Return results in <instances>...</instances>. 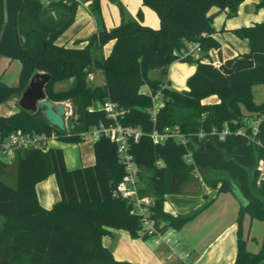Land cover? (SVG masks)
I'll list each match as a JSON object with an SVG mask.
<instances>
[{"label":"trees","instance_id":"trees-1","mask_svg":"<svg viewBox=\"0 0 264 264\" xmlns=\"http://www.w3.org/2000/svg\"><path fill=\"white\" fill-rule=\"evenodd\" d=\"M98 10V0H86ZM246 0H144L160 18L159 29L138 19L104 29L87 40L85 48H68L58 40L74 23L80 2L77 0H0V57L20 61L22 69L17 86L0 77V106L21 98L37 74L51 76L46 86L47 99L55 104L69 103L71 127L60 131L44 115L19 111L0 116V154L6 139L14 132L31 135L55 134L60 141L81 143L80 135L101 125L115 122L99 104L111 102L125 111L118 122L143 133L131 141V153L140 168V196H152V217L157 233L148 235L132 205L116 194L126 170L118 146L102 136L94 143L95 163L70 170L61 148L28 149L15 153L16 187L1 179L11 165L0 159V264H135L117 261L104 239L112 230L127 232L144 241L170 229L180 231L212 203L186 215L165 211L167 196L184 194V185L199 172L214 171L223 177L205 179L217 195L233 193L244 202L238 224V253L235 264H264V241L260 250L250 252L244 237V220L264 222V184L257 185L258 165L264 150L250 146L246 138L231 136L226 141L193 137L188 149L195 165L185 161L187 148L175 139L155 144L151 135L177 129L185 135L209 132L225 123L242 121L241 105L252 114L264 113V104L254 102L252 88L264 85V23L236 29L233 33L248 40L250 52L217 66L210 52L221 44L214 39L216 29L211 15L214 8L237 16ZM258 9L264 8L260 0ZM188 43H199L203 55L182 62L196 64L188 79V90L169 88V70L178 62L174 55ZM112 44L105 55L103 49ZM102 72L106 84L93 86L89 75ZM157 72L158 77H151ZM70 83L68 88L57 86ZM147 86L151 92L144 93ZM161 94L164 106L152 114L153 96ZM217 97L216 103L205 101ZM249 116V115H248ZM264 138V125L262 127ZM55 176L61 200L51 209L41 206L38 184ZM166 264H188L185 261Z\"/></svg>","mask_w":264,"mask_h":264},{"label":"crops","instance_id":"crops-1","mask_svg":"<svg viewBox=\"0 0 264 264\" xmlns=\"http://www.w3.org/2000/svg\"><path fill=\"white\" fill-rule=\"evenodd\" d=\"M48 1L46 0L45 3L47 4ZM259 2L260 0H246L240 6L237 16L233 18H228L226 13H219L216 8L212 10L211 15L218 16L214 20L216 34L213 37L221 44L219 50H212L209 54L210 60L214 64L221 66L228 60L250 52L249 41L238 38L233 31L250 27L257 23H264V8H257ZM218 19L220 21L217 26V22L215 23V21ZM159 23V21L153 19L152 22L144 23V25L153 29H159ZM226 36L229 37L228 39L232 43L230 46L227 42L223 41V38ZM78 39L74 38V41ZM58 45L68 48H78L76 44L73 46H68V44ZM111 48L112 44L104 54L108 55ZM196 68V64L182 61L172 64L168 75L169 88L179 92L188 90L187 81L195 73ZM98 73H93V79L89 81H95ZM105 84L106 81L103 75V80L100 84H93V86H104ZM211 99H213L212 103L218 101L216 97H212ZM16 104L17 98H14L1 105L0 116H10L18 112L19 108L17 109ZM63 104L66 107L69 105V103ZM52 148H61L58 141L52 143ZM94 163L95 156L92 162H82L76 169L91 166ZM210 191L211 189L207 188L206 192L199 189L197 191L185 192L184 194L169 195L167 196L165 211L173 216L189 214L201 208L208 201L205 199L210 196ZM37 194L41 206L45 209H51L58 203L61 200V194L56 177L51 176L46 181L38 184ZM243 202L238 195L233 193H223L218 195L217 198L215 197L210 207L173 235L176 236V246L180 248V251H177L172 246L153 247L149 243L150 240L144 241L142 238L133 239L127 232L119 230H112L111 236L104 239V244L112 250L117 261H127L135 264H166L177 261H185L188 264H235L238 253L237 219ZM248 223H250L249 228H247ZM253 225L254 221L249 216H246L244 220V234L246 233V237L248 235L247 247L250 252L256 253L260 250V247L249 249L248 244L250 240V230L248 231V229L253 227Z\"/></svg>","mask_w":264,"mask_h":264},{"label":"built area","instance_id":"built-area-1","mask_svg":"<svg viewBox=\"0 0 264 264\" xmlns=\"http://www.w3.org/2000/svg\"><path fill=\"white\" fill-rule=\"evenodd\" d=\"M79 1V0H78ZM174 55L179 57L178 61H183L190 57L199 59L203 52L199 43H188L180 52H175ZM220 66V65H219ZM89 80L93 79V75H89ZM151 94V92L149 91ZM154 107L152 114L155 116L157 111L164 106L161 99V94L152 97ZM96 109L103 110L108 118L115 123L109 126L101 125L100 127L84 132L80 135L82 140L98 141L103 135L110 138V140L118 146L120 161L125 166L126 176L124 180L117 186L116 194L124 199H127L132 205V214L141 218L144 229L148 235H155L157 233L156 221L152 217L154 206V198L152 196H140V168L136 163L134 155L131 153V141L138 142L143 135L142 131L137 128L123 127L118 119L125 115V111L121 110L117 104L108 102L104 105L99 104ZM73 116L71 104L67 107L66 121L70 122ZM264 125V113H256L242 118V121H234L232 124L225 123L222 128H213L209 132H200L198 134L185 135L177 129H167L164 134L157 132L152 133L151 137L155 144H164L169 139H175L178 143L187 148L185 161L188 165H195L193 159V152L188 149V141L193 137H197L200 141L207 139H218L223 142L228 137L237 135L247 139L250 146L264 150V138L262 134V127ZM58 141V137L53 133L51 135H31L25 134L22 131L12 133L5 141L2 147L1 155L9 160L15 156L17 151H25L28 149L49 150L52 148V143ZM195 173H199L195 169ZM264 184V158L260 160L258 165V180L257 185ZM177 231L170 229L165 234H158L155 237H160L163 241L170 242L169 237L174 235ZM154 237V238H155ZM167 239V240H166ZM160 244V242H157Z\"/></svg>","mask_w":264,"mask_h":264},{"label":"rangeland","instance_id":"rangeland-1","mask_svg":"<svg viewBox=\"0 0 264 264\" xmlns=\"http://www.w3.org/2000/svg\"><path fill=\"white\" fill-rule=\"evenodd\" d=\"M44 2L46 0H43ZM78 1V0H77ZM80 6L77 12L76 19L72 26L66 31V33L58 40V44L63 45H75L78 48H85L87 40H89L93 35L102 31L104 29H111L115 26L120 25L122 22H129L138 19V15L142 12L143 15V23L152 22L153 19L155 21L160 22V18L157 13L149 6L144 4V0H98V10H93L90 3H87L86 0H79ZM218 17V16H217ZM215 16L214 20L217 18ZM233 18V17H232ZM220 19L216 20L217 26L219 24ZM160 24V23H159ZM220 28V27H219ZM222 34V33H221ZM74 38H79L74 41ZM226 36L223 38V41L227 42L230 46L232 43ZM111 44H108L103 52L106 53ZM22 69V64L20 61H10L8 58L0 57V77H2L3 81L9 86H17L19 84V77ZM3 72H5L3 74ZM151 77H158L157 72H152ZM103 80V73L99 72L95 81L90 82L91 85H98ZM70 83H64L57 86L58 88L65 89L68 88ZM144 93H149V88L145 86L143 88ZM252 95L254 102L257 105L264 104V85H257L252 88ZM17 98V109L20 107L19 102L21 98ZM14 99V98H13ZM11 99V100H13ZM216 99H218L216 97ZM213 99H209L206 101L207 104H211ZM242 112L245 116L251 114V112L244 106L241 105ZM94 143L93 140H83L81 143H70L66 141L58 140L59 147L63 148L65 153L66 164L71 169L78 168L82 162L89 163L94 160ZM13 157L12 159L5 158V156L0 154V159L8 162L11 167L7 169L3 177L1 179L5 181L8 185L12 187H16L17 184V175H16V167L15 161ZM194 178L192 181H189L184 185L185 192L197 191L202 189L203 192H206L208 188L205 184V179H214L217 177H223L221 173L214 171H205L194 173ZM210 196L207 199L208 202H213L215 197L217 198V191L211 189ZM213 195V196H212ZM210 207V206H209ZM263 222L254 221L253 227L248 229L250 230V240L248 242L249 249L257 248L262 246L264 239V224ZM247 228H249L250 223L247 224ZM246 232V230H245ZM176 236H171L169 239L170 242L163 241L160 237H155L149 241L150 245L153 247H162V246H172L180 251V248L176 246L175 242ZM245 239L247 240L248 235L246 237V233L244 234ZM167 240V239H166ZM160 242L158 244L157 242Z\"/></svg>","mask_w":264,"mask_h":264},{"label":"water","instance_id":"water-1","mask_svg":"<svg viewBox=\"0 0 264 264\" xmlns=\"http://www.w3.org/2000/svg\"><path fill=\"white\" fill-rule=\"evenodd\" d=\"M50 81V75H35L22 95L19 106L28 112L44 115L51 125L64 132L71 127V123L66 121L67 107L63 103L55 104L47 99L45 89Z\"/></svg>","mask_w":264,"mask_h":264}]
</instances>
